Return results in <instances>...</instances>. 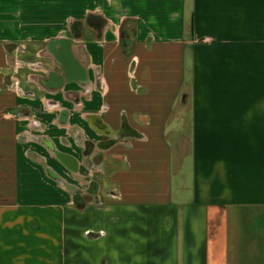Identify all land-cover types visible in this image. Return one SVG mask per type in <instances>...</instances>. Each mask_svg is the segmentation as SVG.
<instances>
[{"label":"crops","instance_id":"crops-1","mask_svg":"<svg viewBox=\"0 0 264 264\" xmlns=\"http://www.w3.org/2000/svg\"><path fill=\"white\" fill-rule=\"evenodd\" d=\"M100 2L9 77L0 0V264H264V0Z\"/></svg>","mask_w":264,"mask_h":264},{"label":"rangeland","instance_id":"rangeland-1","mask_svg":"<svg viewBox=\"0 0 264 264\" xmlns=\"http://www.w3.org/2000/svg\"><path fill=\"white\" fill-rule=\"evenodd\" d=\"M97 1L98 0H9V35L8 42L6 43L10 62L9 77L16 75L14 74V68L18 67V65H22L26 73H31V69L28 67L30 64H36L35 59L38 57H33L35 52L42 51L48 43L56 38L66 37L69 42L74 45L76 50H78L77 54H79L80 42L78 39H81L82 34L85 36L87 33L86 28L84 29V26H82V24L87 21L86 12L93 11L98 3L101 4V0H99V2ZM109 1L110 0H102V3L104 4L106 2V6H108ZM50 66L51 65L47 61L42 62L43 68L48 69ZM12 82L9 80V93L10 97L14 98L17 97L18 94H21L22 91L19 90V93L16 92L13 86H11L13 85ZM52 100L53 101L51 103L49 102V104L56 105L53 103L56 102V100ZM29 102L32 103V101ZM20 111H24L23 113L19 112V114L25 118V121H20V125L25 124L27 126L30 124L31 134L37 135L46 133L51 136L61 148L65 146L66 137L64 131L53 124L52 113L34 107H28L27 110L21 108ZM13 113V111H10L6 114L13 117ZM40 115H42L41 117L48 118L42 119ZM175 117L176 111L172 113L170 120L172 121ZM171 138L175 140V137ZM26 150L28 152L31 151L30 148ZM172 150L175 162L178 159L179 153L175 141H172ZM49 160L51 159L45 156V154H39V157L36 158V162H39L38 167L40 170V185L37 184V186H40L42 191L49 194L55 193V190L57 192L56 196H59L60 192L65 195V185L62 184L61 180L53 176L54 172L52 170L50 171L48 167L50 164ZM62 171L64 175L65 171L63 169Z\"/></svg>","mask_w":264,"mask_h":264},{"label":"trees","instance_id":"trees-1","mask_svg":"<svg viewBox=\"0 0 264 264\" xmlns=\"http://www.w3.org/2000/svg\"><path fill=\"white\" fill-rule=\"evenodd\" d=\"M92 21L97 22V24H100V25L102 24V19L100 17H92V16H89L87 18V22L90 23V24H92Z\"/></svg>","mask_w":264,"mask_h":264}]
</instances>
